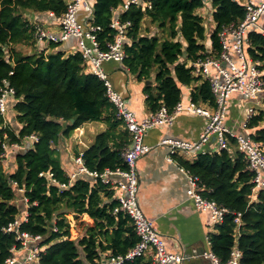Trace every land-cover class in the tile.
<instances>
[{
	"label": "trees",
	"instance_id": "1",
	"mask_svg": "<svg viewBox=\"0 0 264 264\" xmlns=\"http://www.w3.org/2000/svg\"><path fill=\"white\" fill-rule=\"evenodd\" d=\"M126 1L94 2L91 23L100 27L97 38L102 50H107L116 34L111 22ZM207 1L151 0V8L131 4L120 15L132 23L122 63L138 80H155V87L146 86L153 112L163 105L172 110L190 86L194 102L215 105L210 82L194 75L189 66L208 54L203 43L205 19L198 13ZM244 1L211 0L216 24L210 34L214 55L222 49L218 35L222 28L245 17ZM66 9V0H0V87L6 80L15 90L12 104L7 99V113L14 111L18 123L11 126L0 114V264H6L14 248L22 247L16 229L9 230L21 213L15 202L19 190L28 202L27 220L17 227L19 233L43 236L40 260L32 264H105L111 257L125 256L139 242L130 216L114 212L120 203L112 185L85 172L72 179L62 165L57 148L60 138L71 136L87 122L102 121L107 126L82 154L89 171L127 169L123 151L131 143L104 81L87 70L80 51L68 55L59 49L47 55L44 50L35 51L37 27L26 13L60 17ZM146 18L148 24L143 26ZM247 38V52L261 63L264 80V34L251 29ZM21 45L33 52L24 53ZM248 128L255 140L264 143V108L257 110ZM32 135L37 140L19 150L16 168L9 170L7 150L14 144L22 146ZM235 143L231 138L230 150L209 149L193 160L183 155L174 158L198 176L206 198L229 210L210 236L212 252L227 261L237 247L242 253L240 264H264V189L253 194L254 173L248 169L246 155L234 149ZM239 214L240 224L235 221ZM122 264H153V257L140 255Z\"/></svg>",
	"mask_w": 264,
	"mask_h": 264
},
{
	"label": "built area",
	"instance_id": "2",
	"mask_svg": "<svg viewBox=\"0 0 264 264\" xmlns=\"http://www.w3.org/2000/svg\"><path fill=\"white\" fill-rule=\"evenodd\" d=\"M67 9L59 17L60 33H54L51 30L36 24V38L38 42L61 43L71 37L79 40V51L84 58V64L87 69L100 77L106 87L107 96L116 108L117 117L123 121L131 135V143L123 151V157L128 165L127 169L116 168L106 169L103 172L89 171L83 162L82 153H80L76 162L79 165V172H85L92 175L94 179H100L105 184H110L115 189V198L119 201V207L115 208V213L123 211L130 216L136 228L139 242L129 250L125 256L111 257L105 264H122L125 260L134 259L140 255L152 254L153 264H180L184 260L183 255L170 253L165 248L164 240L161 234L154 227L153 223L147 218L139 203V173L137 162L145 155L151 146L145 143V136L149 129L164 124H172L178 114L183 111H189L203 116L206 119L205 127L199 138L193 141L166 138L160 144L167 145L170 148L171 158L174 155L191 156L190 153H202L204 147L212 139L216 144V150L231 149L230 139L236 140L235 146L239 151L246 155L248 169L254 173L252 182L253 194L258 189H264V143L255 140L250 133H239L226 125L228 116L229 99L233 93L242 94L247 100L255 101L258 95L264 91L263 70L261 63L253 60L247 50L249 39L247 33L256 25L257 21L264 14V0L246 2V15L239 21H233L224 26L219 32V39L222 49L218 55L206 54L205 57L198 58L191 62L193 74L201 76L210 82L211 90L215 96V105L203 103V105L194 102L191 97L186 104L180 100L175 107L170 110L166 106H161L156 112L145 119H138L136 114L126 104L124 96L116 91L112 82L103 70L105 61L122 62L125 58V41L128 37V30L132 25L131 21H123L120 15L127 10L131 4L152 7L151 0H127L111 22V27L116 30V34L108 44L107 50L100 48L97 38L99 26L92 23L80 21L79 11L87 0H66ZM116 10V11H117ZM115 11V12H116ZM54 15V13H51ZM264 34V32H262ZM231 51L237 54L238 62L231 56ZM216 68V74L211 73V68ZM15 90L8 86L5 80L4 85L0 87V114L5 115L8 111L7 99L13 96ZM257 113V109L250 106L246 118L242 123L243 129H248L249 120ZM31 141H36L37 137L32 135ZM12 147H19L14 144ZM4 148H8L4 145ZM188 175L189 189L188 196L191 198L198 210L209 212L214 226L221 223L229 210L213 199L206 198L202 194L203 185L198 176L192 174L189 170L183 168ZM74 176H72V179ZM28 212L21 219H17L10 224L9 230L16 229L17 238L22 243V249H27V256L19 261L15 255L17 249H13V254L6 260V264H32L40 260V255L44 249L39 243L43 240L42 235H34L29 232H20L17 227L27 220ZM235 221L240 224V214ZM211 244V241H209ZM20 248V249H21ZM210 257L214 264H240L242 257L241 251L235 247L227 261H222L212 251L205 254Z\"/></svg>",
	"mask_w": 264,
	"mask_h": 264
},
{
	"label": "crops",
	"instance_id": "3",
	"mask_svg": "<svg viewBox=\"0 0 264 264\" xmlns=\"http://www.w3.org/2000/svg\"><path fill=\"white\" fill-rule=\"evenodd\" d=\"M256 3V0H245ZM95 0H87L79 11L80 21L91 23L93 19V8ZM208 16L212 19L213 7L209 3ZM206 7L199 9L201 14ZM120 10L115 12L118 14ZM204 16L203 14H201ZM26 17L34 24H40L54 33H60L59 17L51 13H38L28 11ZM216 26L215 22L211 24V31ZM154 29L151 26V30ZM156 29V27H155ZM154 29V30H155ZM251 29L264 32V14ZM204 43V42H203ZM205 46L208 53L213 54L212 42L206 41ZM28 46H19V49ZM31 48V47H30ZM63 50L67 55L79 51V40L71 37L61 42L59 46L53 47L51 43L38 42L35 51L44 50L49 54L56 50ZM31 48L29 53H32ZM231 56L238 62L237 54L231 51ZM88 70V69H87ZM103 70L112 82L116 91L121 93L128 107L136 114L138 119H145L154 113L148 105V94L146 92V80L140 81L137 76L132 74L122 62L105 61ZM216 68H211V73L216 74ZM151 86L155 87V80ZM193 86L185 87L183 92V102H189L190 93ZM258 99V98H257ZM9 103L14 101L8 97ZM199 104L203 105L202 102ZM258 106V101L247 100L240 93H233L229 99L228 116L226 125L239 133H247L242 128V123L246 117L249 105ZM256 107L264 108V104ZM6 122L11 126H17L15 112H9L5 116ZM206 119L198 114L183 111L178 114L172 124H164L149 129L145 136V143L151 146V149L137 162L139 173V203L147 218L153 223L157 231L160 232L168 252L183 255L185 258L180 264H214L210 257L205 254L211 250L210 236L217 232L216 226L211 221L209 212L200 211L195 206L194 201L188 196L189 179L183 167L171 158L170 148L167 145L160 144L166 138H178L193 141L199 138L205 127ZM106 124L102 121H92L84 123L75 129L71 136H62L57 145L61 154L63 167L69 172L70 177L79 175V165L76 162L77 156L84 152L86 148L94 142L95 136L105 130ZM248 133H252L248 129ZM32 145V141L27 139L22 146L11 147L7 150L5 164L9 170L16 168V154L19 150ZM236 146H234V149ZM217 149L214 139L204 147V150ZM182 155V154H181ZM191 160L196 156H187ZM15 202L20 206L21 213L19 219L27 213L28 202L24 197L22 190ZM28 254L27 249H17L15 252L19 261L23 260ZM146 255H151L147 253ZM153 257V256H152ZM176 264V263H175Z\"/></svg>",
	"mask_w": 264,
	"mask_h": 264
},
{
	"label": "rangeland",
	"instance_id": "4",
	"mask_svg": "<svg viewBox=\"0 0 264 264\" xmlns=\"http://www.w3.org/2000/svg\"><path fill=\"white\" fill-rule=\"evenodd\" d=\"M208 3L206 4V10L204 9L202 12H201V14H203L204 16V19H205V26H206V34H205V38L203 39V42H204V44H205V42L206 41H210V34H211V24H213V22H214V20H213V18L211 19V18H209V16H208V11H207V8L209 9V3L211 2V0H208L207 1ZM204 8V7H203ZM146 24H148V18H146L144 21H143V26H145ZM216 27V26H215ZM214 27V28H215ZM152 28H155V26H152ZM214 28H213V30H214ZM206 45V44H205ZM24 49V53H29L30 52V50H31V48L30 47H25V48H23ZM156 71H154V73H155ZM257 101H258V103L259 104H264V91L262 92V93H260L259 95H258V99H256ZM258 104V106H261V105H259ZM252 105V104H251ZM253 107H254V105H252ZM257 105L255 106V108L256 107H258ZM249 107H250V105H249ZM257 109V108H256ZM258 110V109H257ZM7 114V113H6ZM6 114L4 115V116H6ZM246 118V117H245ZM245 120V119H244ZM5 121H6V119H5ZM7 123V122H6ZM5 123V124H6ZM249 129V128H248ZM248 129H246V132L248 133ZM190 155L191 156H196L195 155V153H190ZM185 157V156H184ZM24 217V216H23ZM76 233H78L77 231L75 232V234Z\"/></svg>",
	"mask_w": 264,
	"mask_h": 264
},
{
	"label": "water",
	"instance_id": "5",
	"mask_svg": "<svg viewBox=\"0 0 264 264\" xmlns=\"http://www.w3.org/2000/svg\"><path fill=\"white\" fill-rule=\"evenodd\" d=\"M146 84L150 85V84H152V81L151 80H147ZM72 121H74V120H72Z\"/></svg>",
	"mask_w": 264,
	"mask_h": 264
}]
</instances>
